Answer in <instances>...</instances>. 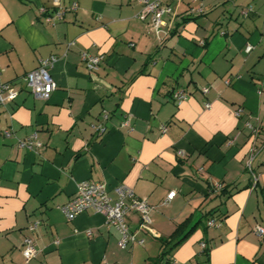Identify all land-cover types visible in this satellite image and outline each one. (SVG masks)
Segmentation results:
<instances>
[{"label":"crops","instance_id":"obj_1","mask_svg":"<svg viewBox=\"0 0 264 264\" xmlns=\"http://www.w3.org/2000/svg\"><path fill=\"white\" fill-rule=\"evenodd\" d=\"M59 2L77 9L52 24L54 0H0V83L18 90L0 104V264H151L179 223L209 211L171 262L264 264V0L171 1L158 35L137 1ZM82 53L103 55L96 71ZM51 56L57 87L43 100L24 77ZM32 134L42 145L21 147ZM82 180L114 197L116 186L132 188L153 206L157 236L135 212L126 220L144 243L125 249L103 214L69 221L61 206ZM27 236L38 249L30 260Z\"/></svg>","mask_w":264,"mask_h":264},{"label":"built area","instance_id":"obj_2","mask_svg":"<svg viewBox=\"0 0 264 264\" xmlns=\"http://www.w3.org/2000/svg\"><path fill=\"white\" fill-rule=\"evenodd\" d=\"M60 0H54L57 9L52 13H48L45 16L47 22L54 24L56 21H60L64 18L67 10H76L77 3H73L71 8L66 9L59 3ZM142 4V8L137 14V17L142 21H147L152 30L158 35L162 26L166 25V17L174 14L173 3L182 0H134ZM172 1V2H171ZM252 7H246L241 10V14L247 17L252 12ZM45 12V11H43ZM192 12L204 13L203 6H199L196 9H192ZM252 49L251 45L247 46V51ZM83 60L86 62L88 68L91 71H96L99 68V64L103 59V55L94 56L88 53H82ZM56 60L55 56H51L40 60L39 65L28 71L25 74V80L27 86L33 95L39 99L49 100L52 93L57 87L56 81L51 74V68ZM229 82V80H226ZM203 91L206 93L209 91L208 87H204ZM18 90H16L10 83H0V104H5L8 100H13L17 97ZM187 94L183 90H178L174 93V101L179 105L186 98ZM211 103L207 102L206 107H210ZM240 110L236 111L239 116ZM126 122L125 124H127ZM253 136H258L260 129L254 125L248 123ZM166 127H163L165 130ZM3 134L10 136L9 130L3 131ZM21 147L28 149L37 148L42 145L37 139L36 134H32L25 139L19 141ZM254 151V149H253ZM213 189L218 191L222 189L221 183H214ZM116 196L110 195L105 183L96 182L93 180H82L77 185V191L75 195L64 205L61 206L62 212L65 214L69 221L74 220L77 215L87 210H94L105 216L106 222L109 226H113L118 229L120 238L118 245L125 249L129 246L130 242L138 241L140 244L144 243V240H137L135 233L131 232L126 220V216L130 212L138 213L140 216L139 227L145 229L155 236L157 234L151 228V216L150 212L153 209L146 199L138 196L136 192L123 184L115 187ZM175 192H170L166 200L172 199ZM215 220H210L209 224L213 225ZM39 221H34L28 227L30 231L37 229ZM257 233L263 234L264 228L257 227ZM205 247V243L203 244ZM38 249L35 240L32 237L27 236L24 240V248L22 253L26 260L37 255ZM170 264H175L171 262Z\"/></svg>","mask_w":264,"mask_h":264},{"label":"trees","instance_id":"obj_3","mask_svg":"<svg viewBox=\"0 0 264 264\" xmlns=\"http://www.w3.org/2000/svg\"><path fill=\"white\" fill-rule=\"evenodd\" d=\"M213 191H214V189H213ZM214 192H216V190ZM209 214H210V211L202 214L196 220H193L192 216H189L184 221L179 223L177 225L175 231L171 235L170 240H164V239L161 240L162 246L164 249L159 254V256L152 261L151 264H170L171 263V259H170L171 250L175 246H177L179 243H181L183 240H185L192 232H194L198 228V226H200L201 223L204 222V218L205 217L207 218L209 216ZM169 244H171L170 247H168Z\"/></svg>","mask_w":264,"mask_h":264},{"label":"rangeland","instance_id":"obj_4","mask_svg":"<svg viewBox=\"0 0 264 264\" xmlns=\"http://www.w3.org/2000/svg\"><path fill=\"white\" fill-rule=\"evenodd\" d=\"M196 219L198 218V217H195ZM205 221V220H204Z\"/></svg>","mask_w":264,"mask_h":264}]
</instances>
